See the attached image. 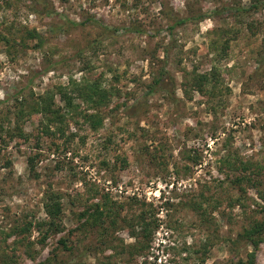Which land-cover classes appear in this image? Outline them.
<instances>
[{"label":"rangeland","instance_id":"rangeland-1","mask_svg":"<svg viewBox=\"0 0 264 264\" xmlns=\"http://www.w3.org/2000/svg\"><path fill=\"white\" fill-rule=\"evenodd\" d=\"M263 3L235 14L252 0H0V264H238L250 252L264 264V239L239 238L264 222ZM214 65L225 88L209 101L190 81ZM72 80L110 102L96 110L72 92L70 109L56 94L59 121L28 113ZM96 112L97 129L85 118ZM90 186L109 194L104 225L91 224ZM49 189L64 194L56 233L39 228Z\"/></svg>","mask_w":264,"mask_h":264},{"label":"trees","instance_id":"trees-1","mask_svg":"<svg viewBox=\"0 0 264 264\" xmlns=\"http://www.w3.org/2000/svg\"><path fill=\"white\" fill-rule=\"evenodd\" d=\"M264 0H252V4L246 6L241 5L235 8V14H244L249 13L254 8H258L260 4ZM264 4V3H263ZM220 10H211L206 13H200L195 16L183 17V18H176L175 24L171 26L170 29H173L176 25H183L193 19L202 20L206 17H215V14H218ZM30 36L33 38L40 37L38 33H29ZM10 41L9 39H7ZM165 81V77L163 74H160L158 78H156L152 85H150V90L147 93H152L154 90V86L162 85ZM190 86L193 90L198 91L202 95H207L209 101L216 97L219 93H222V90L225 88L223 84V80L220 77V70L217 66L211 67L210 70L205 71L203 73H196L191 81ZM72 86H57L56 90L51 92L48 91L47 93L40 94L31 104V110L28 113L39 112L42 113L49 121L57 122L61 118L64 117V114H61L54 105H55V95L59 94L61 99L65 101L67 108H74L73 105V96L72 92H76L77 96L86 103H90L93 105V108L96 110H100L103 106H107L111 100L112 92L110 89H105L100 84L96 83L93 85L88 84V81H76L72 80L70 82ZM71 91H70V89ZM228 90V89H227ZM71 111V110H70ZM73 111V110H72ZM76 111V110H74ZM22 113H26L25 110H20ZM86 120L92 125L93 128L97 129L100 125H102V117L99 115V112L87 114L85 117ZM190 157V156H188ZM197 156H193L192 160L197 163L198 158ZM32 161V159L30 160ZM229 167L231 164L229 163ZM254 168V174L261 173L254 164H242V170L247 171L249 169ZM238 182H241L243 178L238 176L236 178ZM86 186L88 183L85 184ZM64 194L60 191H55L53 189H49L46 192L45 196L43 197V207L47 216V219L43 222V224L39 225V228L44 226L47 227V231L50 233H56L58 231H62L64 229L63 226V210H64V203L63 197ZM84 203L87 204V211L89 208L92 209V217L93 222L91 224H102L106 222V217H111L113 214V206L110 203L109 194L105 192H101V190L96 186H90L85 190L84 193ZM94 198H98L99 202L97 203H90ZM74 202V200H72ZM90 203V204H88ZM154 213V212H152ZM147 213L143 212L141 215V220L145 223L146 226H149L150 223L147 221ZM88 222L90 220L88 219ZM115 222V220H113ZM239 238L245 240L246 242L252 243L255 247H257L264 239V222L256 221L255 223L251 224L249 228H244L242 232L239 234ZM61 242L65 244V248L68 246L66 245V240L61 239ZM68 249V248H67ZM238 264H255V253L250 252L248 254V259L241 258Z\"/></svg>","mask_w":264,"mask_h":264}]
</instances>
